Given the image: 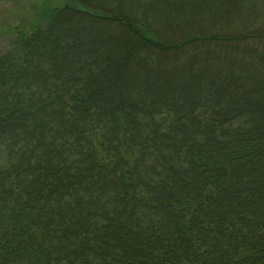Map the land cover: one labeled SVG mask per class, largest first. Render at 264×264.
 Wrapping results in <instances>:
<instances>
[{
  "label": "trees",
  "instance_id": "obj_1",
  "mask_svg": "<svg viewBox=\"0 0 264 264\" xmlns=\"http://www.w3.org/2000/svg\"><path fill=\"white\" fill-rule=\"evenodd\" d=\"M60 1L0 51V264H264V0Z\"/></svg>",
  "mask_w": 264,
  "mask_h": 264
},
{
  "label": "rangeland",
  "instance_id": "obj_2",
  "mask_svg": "<svg viewBox=\"0 0 264 264\" xmlns=\"http://www.w3.org/2000/svg\"><path fill=\"white\" fill-rule=\"evenodd\" d=\"M53 5L62 3L60 0H49ZM47 0H0V51L6 49L15 37L14 26L19 25L24 20H28L32 14V9L43 8ZM47 4L46 6H48ZM264 21V15L254 20L256 24Z\"/></svg>",
  "mask_w": 264,
  "mask_h": 264
}]
</instances>
